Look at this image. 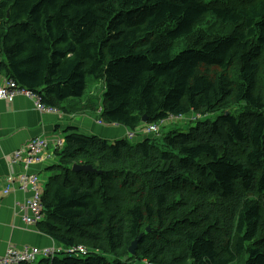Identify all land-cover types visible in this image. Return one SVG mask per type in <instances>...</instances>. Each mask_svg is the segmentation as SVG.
I'll use <instances>...</instances> for the list:
<instances>
[{
	"label": "trees",
	"instance_id": "trees-1",
	"mask_svg": "<svg viewBox=\"0 0 264 264\" xmlns=\"http://www.w3.org/2000/svg\"><path fill=\"white\" fill-rule=\"evenodd\" d=\"M0 76L130 130L219 112L135 143L67 127L36 263L264 264V0H0Z\"/></svg>",
	"mask_w": 264,
	"mask_h": 264
},
{
	"label": "crops",
	"instance_id": "crops-1",
	"mask_svg": "<svg viewBox=\"0 0 264 264\" xmlns=\"http://www.w3.org/2000/svg\"><path fill=\"white\" fill-rule=\"evenodd\" d=\"M1 78L3 77L0 76V80ZM90 111L88 113L81 111L74 113V115L62 113L57 109L40 111L33 100L23 94L16 95L12 101L0 99V257L5 253L8 246L19 248L23 246H35L37 248L51 246L58 249L61 247L49 236L41 233L36 226H27L23 223L21 212L14 206V201L28 198L32 195L30 191L14 188L8 194H3V190L7 187L6 179L16 177L23 170L20 164L11 163L10 154L12 152L20 149L34 137H46L53 143L56 137L63 138L64 130L71 126L77 127L79 131L82 130L85 134H95L109 141L131 138L135 142H139L146 137L163 136L164 134H161L163 126L166 127L167 133L172 131L174 123L169 121H189L194 115V113H190L179 117L170 116L163 121V124L158 125L157 133H150L152 135H149L142 133L141 127L130 130L121 124L106 123L99 117V111ZM129 133L135 134L128 137ZM56 150L58 148L56 149L53 144L49 143L48 148L41 156V161L28 168V171L37 173L39 186L43 190L48 178L55 172L53 166L57 163ZM40 259L38 258V260ZM36 262L30 264H38Z\"/></svg>",
	"mask_w": 264,
	"mask_h": 264
},
{
	"label": "built area",
	"instance_id": "built-area-1",
	"mask_svg": "<svg viewBox=\"0 0 264 264\" xmlns=\"http://www.w3.org/2000/svg\"><path fill=\"white\" fill-rule=\"evenodd\" d=\"M23 94L33 100L35 106L40 111H53L55 108L46 106L41 102L40 96L31 90L19 86L14 80L2 78L0 80V99L5 101H12L13 98ZM142 133L150 134L157 133L158 127L156 124H150L145 127ZM133 136L134 134H130ZM55 148L60 149L64 141L61 138L55 139ZM54 141V142H55ZM46 137H34L30 139L20 149L15 150L10 154L11 163L15 164L22 162V168H28L29 164L33 162H40L41 156L47 146ZM7 187L3 190L4 194L10 192L11 189L17 188L21 191H30L31 196L21 201H14V206L21 212L23 223L26 225H34L44 218L43 205L41 202L43 189L39 186V178L37 173H30L27 170H22L16 177H8L6 179ZM17 185V186H14ZM60 249L54 247H46L39 249L35 246L15 247L8 246L4 255L0 257V264H24L35 263L38 258H46L55 255ZM77 250L80 253H85L86 249L83 246H78Z\"/></svg>",
	"mask_w": 264,
	"mask_h": 264
},
{
	"label": "rangeland",
	"instance_id": "rangeland-1",
	"mask_svg": "<svg viewBox=\"0 0 264 264\" xmlns=\"http://www.w3.org/2000/svg\"><path fill=\"white\" fill-rule=\"evenodd\" d=\"M103 81L102 80H97V81H89V84H88V87H87V90H86V93H85V97H86V95H88V94H91V93H93V94H96V98H97V100L100 102V99H101V93H102V91H103ZM76 107V106H75ZM245 106H244V104L243 103H241V104H239V105H237V106H235V107H233L232 109H231V112H232V114L233 115H237L240 111H244L245 110ZM80 112L81 111H83V113H88V112H91L90 110H88V109H80L79 110ZM190 113H193V112H190ZM190 113H188V114H190ZM219 114V112H211V113H207V114H204V115H197L195 112H194V115H193V118L191 119V120H189V121H183V120H174V121H169L170 123H174V125L172 126V131H180V132H187L188 130H189V128L191 127V126H194L196 123H197V121H214L215 119H216V117H217V115ZM74 115V114H73ZM162 124H163V122H162ZM146 127V126H145ZM145 128H141L140 129V131H142V130H144ZM80 132H83L82 130H80ZM167 133V129H166V127H162L161 128V134H166ZM130 134H135V133H129L128 134V137H131V135ZM149 135H152V134H149ZM148 135V136H149ZM56 138H58V137H56ZM59 138H61V139H64V138H62V137H59ZM101 138V137H100ZM127 140L129 141V142H132V143H135V140H133V139H131V138H127ZM64 141V140H63ZM47 146H46V149L48 148V145H49V143H51V144H53L54 146H55V143H56V141L55 142H51V141H49L48 139H47ZM17 164V163H16ZM19 164L23 167L24 166V164L22 163V162H19ZM33 164H36V161L35 162H33V163H31V164H29V166H28V168L31 166V165H33ZM28 168H23V170H27L28 171ZM28 172H30V173H33V172H31V171H28ZM14 190V189H13ZM9 193V192H8ZM7 193V194H8ZM3 194H4V192H3ZM27 226H30V225H27ZM31 226H33V227H35L34 225H31ZM32 247V246H31ZM39 249H43V248H46V246L45 247H38ZM7 249V248H6ZM4 255V254H3ZM2 255V256H3ZM130 264H146V263H144V262H139V261H135V262H132V263H130Z\"/></svg>",
	"mask_w": 264,
	"mask_h": 264
},
{
	"label": "water",
	"instance_id": "water-1",
	"mask_svg": "<svg viewBox=\"0 0 264 264\" xmlns=\"http://www.w3.org/2000/svg\"><path fill=\"white\" fill-rule=\"evenodd\" d=\"M145 120H146L145 116H142V122H145ZM72 169L73 170H90L91 169V166H89V165H80V164L74 163L72 165ZM146 231H149V229L147 228ZM140 238H141V235H139L138 238L134 239L131 242V244L129 245L128 252H129L130 255H134L135 249H136V246H137V242H138V240Z\"/></svg>",
	"mask_w": 264,
	"mask_h": 264
},
{
	"label": "clouds",
	"instance_id": "clouds-1",
	"mask_svg": "<svg viewBox=\"0 0 264 264\" xmlns=\"http://www.w3.org/2000/svg\"><path fill=\"white\" fill-rule=\"evenodd\" d=\"M4 78V77H3ZM2 79V78H1ZM6 79H11V78H6ZM13 80V79H12ZM164 120H162L161 122H158V123H154V124H156L157 125V127H158V125L160 124V123H162Z\"/></svg>",
	"mask_w": 264,
	"mask_h": 264
},
{
	"label": "bare ground",
	"instance_id": "bare-ground-1",
	"mask_svg": "<svg viewBox=\"0 0 264 264\" xmlns=\"http://www.w3.org/2000/svg\"><path fill=\"white\" fill-rule=\"evenodd\" d=\"M75 253V252H74Z\"/></svg>",
	"mask_w": 264,
	"mask_h": 264
}]
</instances>
